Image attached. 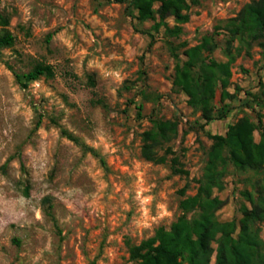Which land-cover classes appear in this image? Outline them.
Instances as JSON below:
<instances>
[{"label":"rangeland","instance_id":"obj_1","mask_svg":"<svg viewBox=\"0 0 264 264\" xmlns=\"http://www.w3.org/2000/svg\"><path fill=\"white\" fill-rule=\"evenodd\" d=\"M254 1L189 0L182 12L190 17L180 22L159 13L141 21L130 0H0L8 22L0 33L15 36L0 48V264H138L131 245L170 228L185 214L181 201L198 193L211 135L248 117L260 141L264 38L240 43L227 27ZM176 25L181 32L168 30ZM208 36L218 46L204 55L229 61L228 41L235 53L225 88L231 96L223 100L218 86L214 99L230 112L210 123L175 84L187 49ZM39 64L54 76L24 86L17 74ZM157 119L178 123V135L158 150L167 158L161 163L144 154ZM225 157L212 191L222 200L217 219L239 223L243 206L252 205L246 193H256L264 175ZM258 226L264 256V219Z\"/></svg>","mask_w":264,"mask_h":264},{"label":"trees","instance_id":"obj_2","mask_svg":"<svg viewBox=\"0 0 264 264\" xmlns=\"http://www.w3.org/2000/svg\"><path fill=\"white\" fill-rule=\"evenodd\" d=\"M124 2L127 0H115ZM161 1L158 9L153 5ZM138 9V18L144 21L155 18L156 13L164 17L175 15L180 21H187L189 13L183 9L189 8V0H130ZM0 23L8 25L6 17L0 12ZM228 30L233 39L240 43L250 44L252 41L264 38V0H255L232 18ZM172 33L182 31L181 26L168 28ZM15 36L7 28L0 33V48L12 46ZM213 36L197 46L187 49L188 59L178 66L175 84L183 88L190 96L191 104L201 110L207 123L221 120L228 116L230 108L224 105L217 108L214 104L216 89L223 88L222 99L231 96L225 88L229 85L231 70L230 62L235 59L232 43L228 41L225 52L229 61L218 62L209 54L217 48ZM238 50L239 47H238ZM209 52L208 55H204ZM55 72L50 65L39 64L34 69L23 74H17L22 84L37 80L42 76L52 77ZM260 141L256 142L254 131L257 126L248 117L229 125L225 135L213 134V147L205 166L203 176L198 180L199 191L196 195L187 196L181 201L184 215L170 228L160 227L155 235L143 240L140 244L131 245V256L138 264H213L212 257L217 251V261L214 264H264L261 252L262 239L258 222L264 219V184L256 189V193L247 192L251 207L243 206L244 217L238 223L236 220L219 221L217 211L222 200L213 196L215 186L220 185L222 167L226 163V155L232 163L241 169H255L264 175V124L260 121ZM63 133L79 143L85 151L91 152L104 163V157L86 143L80 141L67 130ZM178 135V123L172 120L155 121L154 131L145 134L144 154L155 162H166V155H159L158 150L165 148ZM183 171V169H177ZM185 192V189L182 190ZM196 211L198 215L188 217L187 213ZM213 242L218 244L217 249Z\"/></svg>","mask_w":264,"mask_h":264}]
</instances>
